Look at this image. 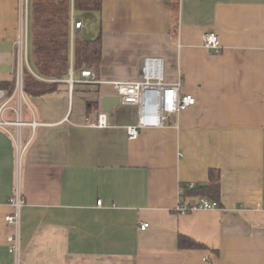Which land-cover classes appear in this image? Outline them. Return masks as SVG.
I'll return each instance as SVG.
<instances>
[{"label": "crops", "instance_id": "0c3cea01", "mask_svg": "<svg viewBox=\"0 0 264 264\" xmlns=\"http://www.w3.org/2000/svg\"><path fill=\"white\" fill-rule=\"evenodd\" d=\"M83 13L74 11L84 23L75 35L101 38L99 66L45 79L28 48V65L22 58L21 0H0V82L15 80L0 115L9 123L0 126V264H264V0H103ZM206 32L220 36V52L204 47ZM148 57L164 60L167 83L182 77L196 104L136 140L135 107L119 103L105 112L108 127L94 126L103 97L117 96L113 83L142 80ZM25 66L57 90L26 95ZM83 71L96 82L71 89V72L79 81ZM211 170L220 208L180 213L200 203L191 191ZM18 187L16 229L5 217ZM180 235L202 247L180 248Z\"/></svg>", "mask_w": 264, "mask_h": 264}, {"label": "built area", "instance_id": "2783aa9c", "mask_svg": "<svg viewBox=\"0 0 264 264\" xmlns=\"http://www.w3.org/2000/svg\"><path fill=\"white\" fill-rule=\"evenodd\" d=\"M30 0H21V17L23 30L20 39L22 46V58L27 63L28 48V20H29ZM71 32L75 35L84 29V23L75 19L73 0L71 7ZM202 42L205 48L213 52H220L221 39L215 32H206L202 35ZM56 82V81H55ZM72 89L76 83H95V76L91 71H83L82 79L76 81L73 79L71 72L70 79L67 81ZM183 79L180 77L175 83H167L165 80L164 60L161 58L148 57L144 60L142 68V80L135 82H115L113 86L119 98V103L125 106L135 107L137 109V122L133 126L127 128L130 140H136L140 131L147 128H162L165 126L170 115L179 114L181 111L193 107L196 104V98L190 94L183 93ZM17 88H22V78L20 75L16 81ZM8 94L0 89V115L2 109L8 104ZM9 123L2 121L0 117V126ZM35 123H33L34 125ZM99 128L108 127L107 114L101 112L98 115L97 123L94 125ZM26 148V147H25ZM25 148H18L17 165L20 170L22 154ZM194 188V184L190 185ZM184 192V188H180V194ZM101 204V202L99 203ZM8 205L13 207L14 213L5 217V221L18 229L20 225V212L24 206L21 189L18 187L13 197L8 201ZM220 206L217 202L202 198L200 203L189 206L180 204L178 211L187 213L195 210H215ZM149 228V224L141 225L142 230ZM10 252L18 255L20 252V237L18 231L9 236Z\"/></svg>", "mask_w": 264, "mask_h": 264}, {"label": "trees", "instance_id": "16d2710c", "mask_svg": "<svg viewBox=\"0 0 264 264\" xmlns=\"http://www.w3.org/2000/svg\"><path fill=\"white\" fill-rule=\"evenodd\" d=\"M103 0H73L74 11H100ZM72 0H30L32 19L31 39L33 60L38 76L45 79L68 78L72 65L74 70L97 69L101 61L102 40H83L76 35L71 42L70 17ZM58 83L43 81L25 66L23 90L26 95L40 97L57 90ZM0 89L10 96L15 89V80L1 81ZM95 103L87 105L89 112ZM194 195L219 203L221 183L219 171H210V181L191 191ZM180 248H199L201 245L190 238L179 236Z\"/></svg>", "mask_w": 264, "mask_h": 264}, {"label": "rangeland", "instance_id": "374dc122", "mask_svg": "<svg viewBox=\"0 0 264 264\" xmlns=\"http://www.w3.org/2000/svg\"><path fill=\"white\" fill-rule=\"evenodd\" d=\"M84 13L82 11L76 10L75 15L77 18H84ZM31 26H32V19L30 17V29H29V39H28V56H29V64L31 68L36 71V67L33 62V51H32V39H31ZM78 81V80H76Z\"/></svg>", "mask_w": 264, "mask_h": 264}, {"label": "water", "instance_id": "95a60500", "mask_svg": "<svg viewBox=\"0 0 264 264\" xmlns=\"http://www.w3.org/2000/svg\"><path fill=\"white\" fill-rule=\"evenodd\" d=\"M119 105L118 96H105L102 100V109L104 112H110L113 107Z\"/></svg>", "mask_w": 264, "mask_h": 264}]
</instances>
